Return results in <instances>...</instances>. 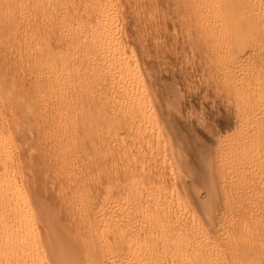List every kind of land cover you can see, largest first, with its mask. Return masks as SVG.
<instances>
[{"label": "bare ground", "instance_id": "1", "mask_svg": "<svg viewBox=\"0 0 264 264\" xmlns=\"http://www.w3.org/2000/svg\"><path fill=\"white\" fill-rule=\"evenodd\" d=\"M132 1L0 0V264H264V105L255 102L264 78L232 97L238 140L216 137L213 160L187 142L198 154L184 156L181 128L153 143L163 124L143 77L148 67L128 48L117 16ZM174 2L191 16H181L179 32L201 38L203 57L211 3ZM151 7H141L142 34L163 17ZM240 11L228 21L237 35L248 18ZM259 17L256 38L245 42L243 33L236 50L262 45ZM124 134L135 142L114 161ZM173 151L180 156L168 174L163 157ZM145 153L162 168L133 162ZM49 187L51 198L41 191ZM115 202L128 219L145 214L144 227L128 234L133 228L113 219Z\"/></svg>", "mask_w": 264, "mask_h": 264}, {"label": "rangeland", "instance_id": "2", "mask_svg": "<svg viewBox=\"0 0 264 264\" xmlns=\"http://www.w3.org/2000/svg\"><path fill=\"white\" fill-rule=\"evenodd\" d=\"M148 1L133 0L131 3L125 4V10H123V13L121 14L119 13L117 16L120 15V18L118 17V19L121 20L119 22H122L121 24L122 26L121 28L123 32L122 34L125 35L127 39L126 41L128 42L127 44L128 48H130V50H133L136 56L138 55L137 59L139 58L140 60L139 63L143 64V62L145 61L143 65H145L146 68L148 67L150 69L149 70L147 68V71H146L147 73L143 71L146 74V75L144 74L145 76L143 77L145 78L147 82L149 81V84H151V87H152L151 90L154 91V92L151 91L152 95H154V98H152L153 102L156 103L155 108H154L155 111L154 110L153 111L155 112L154 114L156 115V117L160 121H162L161 125L163 124L162 128H160L159 131L156 130L158 132H154L152 142L154 143V141L157 140L158 143H162L167 138L168 134L169 136H171L172 134H174L173 133L174 130H176L177 128L178 129L181 128V131L185 136L183 138L184 141H181V145L184 148V151H181V152H184L185 155L183 153L182 154L184 156L186 155L193 156L195 151L197 152L196 154H198V151H200L199 155L203 153V158H205L204 160L211 161L214 159V154L212 152L213 151L212 146H213V141L216 137L223 135L224 139L226 138L225 140L230 141V142H236L238 140L237 132L234 130V127L232 125L233 116L230 111L232 110L235 104V100H233L232 97L235 95L236 96L239 95L240 93H242L244 89L247 88V86L249 88L250 86H252V84L256 82H260V80L264 78V42L259 47L261 49L260 51H259V48L252 49V48L242 47L241 49L237 48L238 50H236L235 48L237 45V42L240 41L238 38H240V35H242L243 33L246 35L245 38L247 37L246 40H244L245 42H248V41L252 42V39L256 38L255 37L256 31L259 29V27L257 29L251 28L252 25L257 24L253 22L252 16L256 18L260 16L259 19L264 18V0H228V1L227 0H203V1H208L211 3V6L207 8V11H205V15H204L206 19L205 21L207 23V27H206L207 49L205 50L204 52L205 55L203 54V57L201 56L200 53L198 54V52L196 51L197 50L196 47L198 46L197 42L201 38L193 35L194 38L191 41L184 40V37H182L184 35L181 32H179L182 26V23H180L181 16L182 17L185 16L186 13L184 11H186L187 8H185V6L183 5H180V3L177 4V2H174V0H170V2L169 0L168 1L167 0H148ZM225 1L227 3H224ZM168 2H169V5H168ZM149 4L152 6L151 8L154 7L156 9L155 11L153 8V10L157 13V15H161V12H162L161 16L163 17L158 18L152 30L145 29V33H146V30L148 32H152V35L154 34L155 37L158 38L159 40L156 39L155 37L152 38L153 40L152 39L150 40L149 38L145 36V33L142 34V32L140 33L138 30L139 29L138 25L140 24V22H143L141 19H139L143 15L142 14L143 12L141 10L142 8L144 9V7L146 6H150ZM153 5H155L156 7ZM167 8L169 12L167 11ZM238 10H244L240 12L247 13V17H248L245 22V26H244L245 28L243 29V33L241 32L240 35L233 33L234 28L230 24V22L233 21L232 19H230L231 17L233 18V16H236V15L239 16ZM140 13L142 15H140ZM190 17H191L190 15H187L184 17V19L186 18V20H188L190 19ZM228 21L230 22L228 23ZM252 29H256V31ZM247 39L249 40L247 41ZM193 49H194V52H193ZM231 49L236 50V51L231 52L230 51ZM198 56L200 60L198 59ZM169 68H171V70ZM201 72L202 74L204 73V75L200 74ZM209 72L210 74L208 75ZM239 72H240V75H239ZM205 74H207V76ZM241 74L243 75L241 76ZM201 75L203 77L205 76L206 77L203 79ZM236 75L239 76L238 79ZM251 81L253 82L255 81V82L252 83ZM202 82L205 84H203ZM235 82L238 83L237 84L238 86H235L236 84ZM229 87L231 88L229 91L232 92L231 93L232 96L230 94H227V92L225 91ZM260 90L256 93L255 102H257V104L259 102L260 104L264 105L263 103L264 89H260ZM153 111H151L152 114H153ZM151 116L152 117L149 118V120L151 119L153 120V117L155 118L154 115H151ZM254 120L255 119H253L252 123L251 122L249 123V125L251 124L254 125V126L251 125V127L253 128L258 122V120H255V121ZM155 134L157 135V137L155 136ZM123 137H124L122 138V141L124 142L123 144H125V142L127 144H125L124 147L122 146L114 150V153H112L113 154L112 157L114 161L116 159L119 161L120 156L122 155V154L121 155L119 154L124 150V148L126 147L127 149V145H131L135 142V138L129 136L128 134L126 135L124 134ZM155 137H156V140H154ZM171 137H173V135ZM185 142H187L188 144L193 143L194 146L193 144L191 146L199 150L197 151L196 149L195 150L192 149L194 151L192 153L191 149H188L189 145L187 143H186V145H188L187 147L183 146ZM185 147L188 150H186ZM189 148H192V147H189ZM200 148L202 151L200 150ZM210 148H212V150ZM168 153L166 154L167 156L165 155L166 158L163 157V160H165L164 165L162 162L163 160L160 158L157 159L159 162L156 161V159L153 156H151L152 159L151 158L149 159L150 155H148V153H145V155L147 154V156L142 154L141 156L137 157L133 162L135 164H138L139 166H142V165L150 164L149 160H152V162L155 161L156 164L158 162L157 164L158 168L159 167L162 168V165H163V167H165V171H167V173L169 174L168 168L170 164H172L175 161V158L180 156V152L173 151L172 153L171 152H168ZM142 156L143 158H141ZM252 156L254 155H250L249 157L252 158ZM249 161H250L249 158L244 160L243 164L245 165V168L247 167L245 163H249ZM262 161L264 163V158L262 159ZM202 166L203 165L201 166L199 165L197 167V169L200 171L199 172L200 174H201V171L204 172L203 169H205V167L204 166L202 167ZM198 170H197V173H198ZM168 178L169 177L167 176V179ZM42 190L43 191L45 190L44 192H46L45 193L46 197L49 195L48 198H51V196L53 195L52 193L54 189H51L50 187L47 189L46 188L41 189V191ZM260 204L261 202L257 203L258 206ZM119 205L121 204L117 202L116 206H114L117 209L114 208L115 211H113L114 213L112 215L114 216L113 219L116 222L120 221L121 225H123L124 223L125 224L127 223L128 225L126 224V226L129 227L127 231H129L130 228L134 229L136 227L135 229L138 230L139 228L144 227V222L141 223V221H145L142 219V217L145 218L144 217L145 214L144 215L140 214V216H137L140 218H137L136 216H135L136 218L133 217L136 220L132 218H131L132 220L128 219L126 217H123V215L124 216L126 215L127 211L125 210L127 206L123 208L124 205L122 204L121 207L119 208ZM139 225L141 227H139ZM133 229H132V232L129 231L127 233L131 235V233L135 231L137 232V230L135 229L133 230ZM159 232H162V231L158 230L156 231V233L154 231L152 235L155 234L156 237L153 236V238L159 237L158 236L160 234ZM162 234L163 233H161V235ZM130 235H128L127 237L131 238ZM127 241H129L130 245L128 244ZM127 241H126L127 244L125 243L126 247L129 246L130 248V246L132 247L134 245L133 244L134 242L132 243V241L134 240L130 241V239H127Z\"/></svg>", "mask_w": 264, "mask_h": 264}]
</instances>
